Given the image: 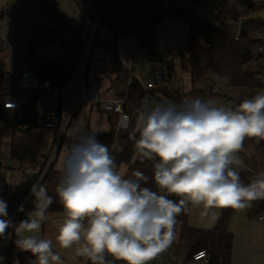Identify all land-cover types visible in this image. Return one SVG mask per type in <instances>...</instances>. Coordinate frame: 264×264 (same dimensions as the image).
Segmentation results:
<instances>
[{"label":"clouds","instance_id":"clouds-1","mask_svg":"<svg viewBox=\"0 0 264 264\" xmlns=\"http://www.w3.org/2000/svg\"><path fill=\"white\" fill-rule=\"evenodd\" d=\"M130 138L141 161H156L157 191L142 186L149 178L141 171L125 178L108 147L83 127H75L61 161L55 191L64 219L55 239L86 262L113 264L106 259L110 256L124 264H151L174 243L177 218L189 206L207 217L214 209L240 211L264 200V172L244 184L233 167L242 166L238 153L247 138L264 140V91L235 107H218L213 98L190 99L180 107L159 104L139 113ZM30 196L35 197L33 215L19 223V232H39L54 203L40 184L32 185ZM6 207L0 200V217H5L0 237L12 227ZM15 243L36 264H65L51 239L28 235Z\"/></svg>","mask_w":264,"mask_h":264},{"label":"trees","instance_id":"trees-1","mask_svg":"<svg viewBox=\"0 0 264 264\" xmlns=\"http://www.w3.org/2000/svg\"><path fill=\"white\" fill-rule=\"evenodd\" d=\"M39 5L46 19L54 20L52 27H47L45 32L40 30L25 44L24 60L39 80H50L56 86H62L71 77L74 68L64 65V60L38 63L34 61L35 50L39 47L53 44L58 34L70 30L65 23L64 17L56 5V0L48 3L44 0H33ZM115 0H74L77 8L81 12L84 24L89 25L94 21L97 12L98 26L106 27L113 35L110 43L98 42L94 39L93 45H100L101 48L111 55V73L114 80L111 88L115 90L117 98H127L128 113L130 115L129 128L117 134L115 124L111 123L110 130L105 133L95 134L97 139L105 144L110 154L112 147L116 145L113 153L117 165V171L121 165H126L125 178H134L135 171L143 172L149 179L142 186L149 187L157 191L154 183V163L153 160L141 161L136 153L134 143L130 134L134 132L139 113L142 109V99L154 98L159 104L174 103L177 107L185 101L194 98L208 99L214 96V84L216 82L227 83L232 88L264 89V82L259 75L264 72V65L258 67H248L250 51L257 45L264 44L257 34L264 32V21L253 23L238 40H235L233 33L227 30L220 19L217 18V25H210L189 8L177 10L169 8L167 10L152 13L145 18L146 8L132 9L130 13L124 14L110 8V4ZM190 2L199 3L196 0ZM173 17L189 25L187 34V44L183 52L170 50L165 56L158 52L154 43V28L163 19ZM139 35L141 46L146 49L152 62L164 64L169 78V86L164 88L145 91L139 81L130 76V71L122 64L118 56L117 41L132 33ZM73 44L72 53L79 57L83 42L78 35L64 40L62 48L65 49ZM190 74L191 89L184 88L183 75ZM20 90L19 75L11 73L0 74V145L7 142L10 148V161L13 163L34 164L39 157L43 141L37 134H31L28 138L19 137L17 127L26 125L32 129L39 127L38 110L36 106L35 92L32 93L30 101L26 102L19 113L9 114L4 108V103L11 97H16ZM256 94H242L241 96H228L231 107H235L244 99L251 98ZM7 136V138H6ZM138 138V132L136 133ZM252 150L253 155L249 158L246 152ZM243 164L251 167L252 172H240L241 181L244 184L250 182L257 173L264 172V140L257 142V138H247L244 141L243 150L238 153ZM60 182V172L52 169L45 179L43 186L48 194L53 196L54 203L50 205L48 213L63 215L64 208L59 202L56 194V187ZM32 183L28 186H16L12 189L11 196L3 200L6 202V219L11 222L12 227H6L4 235L0 237V264H13V253L19 251L16 264H36L35 257L30 252L21 251L15 241L20 239L17 235L19 223L23 221V214L28 209H34L32 200L34 196L25 204L24 201L30 194ZM168 195L167 193H162ZM169 199L177 200L178 197L169 195ZM189 208L182 212L177 218L179 223L176 231L181 239L187 240V245L183 248L186 254V261L189 262L193 253L205 250L208 255L206 264H231L234 235L230 230V222L234 209H221L216 225L212 229H197L188 224ZM264 216V200H257L251 203L248 217L257 219ZM5 217H0L4 220ZM10 236L9 244H4L7 236ZM88 264H91L89 261Z\"/></svg>","mask_w":264,"mask_h":264},{"label":"built area","instance_id":"built-area-1","mask_svg":"<svg viewBox=\"0 0 264 264\" xmlns=\"http://www.w3.org/2000/svg\"><path fill=\"white\" fill-rule=\"evenodd\" d=\"M132 9L146 8L145 18L158 11L167 10L172 7L173 0H124ZM197 2H210L214 5L217 18L223 26L231 31L238 40L241 35L256 21H264L261 15L264 13V0H196ZM4 16V9L0 6V18ZM99 13L90 24V36L86 49L79 59L71 77L62 86L54 85L50 80H39L29 68L24 58H20L23 63V69L19 75V87L27 91L26 99L20 100L11 97L4 103L7 113L19 112L23 105L30 101L32 93L35 92L36 106L38 112L43 114V121L39 127L32 129L30 126L22 125L17 127L18 136L28 138L31 134H37L42 137V151L34 164L13 163L5 158L0 159V198L7 199L10 196V189L15 188L17 184V174L27 178L30 184H40L43 186L45 179L50 171L54 169L58 156L63 146L66 132L74 118L78 107L90 102L106 113L117 116L116 131H126L130 124V115L128 113L127 98H116L114 91L110 90L107 94L100 91L98 82L87 83V68L90 50L95 38L98 26ZM264 32H259L257 37L263 41ZM7 42L0 33V50L7 46ZM264 65V44L253 47L250 51L248 67H258ZM264 82V72L259 75ZM139 81V80H138ZM145 91L164 88L169 83L166 68L157 70L155 82L144 83L139 81ZM227 83L216 82L214 84V96L218 107H231V102L226 92ZM67 99V102H66ZM147 99H142L143 103ZM51 102H55V108L51 107ZM151 105H157L154 98L148 99ZM116 145L112 147V153L116 151ZM247 157L252 153L248 151ZM240 172H252L253 169L242 163L241 167H236ZM4 182V183H2ZM33 196H29L24 201L25 205ZM260 220L264 216L259 217ZM175 240L168 251L161 254L151 263L160 261L161 264H182L186 260V254L183 248L187 245L186 239L179 237L178 231L175 232ZM107 260H112L113 264H124L123 261L114 260L113 257L106 256ZM208 261V255L205 250H199L193 253L189 262L200 263ZM83 264L89 261L82 260Z\"/></svg>","mask_w":264,"mask_h":264},{"label":"rangeland","instance_id":"rangeland-1","mask_svg":"<svg viewBox=\"0 0 264 264\" xmlns=\"http://www.w3.org/2000/svg\"><path fill=\"white\" fill-rule=\"evenodd\" d=\"M44 1L51 3L54 0H44ZM69 2H71V4L74 7H71L72 5L70 6ZM61 3L62 5L69 7L65 10L67 11L69 17L68 18L69 23L74 27H79L80 25H82L83 19L74 0H62ZM0 6L4 9V16L0 18V33L3 35V37L5 38L8 44L5 48L0 50V74L7 72L17 76L21 73L24 67L20 58H23L26 53L25 44L33 36H35L40 30H42V33L45 32L44 27L47 24V21L39 5H37L33 0H0ZM110 7L117 11H121L122 8L128 10V6L124 2V0H116ZM171 8L177 10L189 8L192 12L197 14L199 18H201L208 24L217 25V12L214 5L210 2L194 3V2H190L189 0H173ZM168 18H173V17H168ZM261 18L264 20V13L261 15ZM85 32H86V25L82 29L81 35H83ZM175 33L176 31L173 29V27L167 28L163 30L161 33H158V41L161 44L157 45L156 47L158 52H160L162 55L165 56L170 50L173 49H175L177 52L184 51L183 49L176 48L177 46H173V47L169 46L168 41L171 40V38L173 37V35H175ZM52 45L53 44L49 46L39 47L37 49L39 50L40 48L50 47ZM36 50H35L36 58L37 56H42V58H44L45 54H47L48 58H50L51 56L54 55L56 51L59 50V48L57 46L56 47L52 46L49 49H47V51L43 49V51L37 50L36 52ZM132 53H133V58L130 60V63H132L133 67L136 68V72L139 75L143 76L142 79L145 82H148L149 80L150 81L153 80L155 82L154 79L155 74L151 67L152 60L149 52L143 47H140L138 49L135 48ZM70 60L73 61L72 56L70 57ZM163 66L164 65H161L160 67L165 68V66L164 67ZM131 70H132V66H131ZM166 86L169 85L167 84ZM226 91L229 96H241L242 94H257L261 91H264V89L226 87ZM25 95H27V91L25 89H20L16 98L23 100V98L26 97ZM144 102L148 103L147 100ZM150 109L151 108L148 105H144L142 106L141 111L143 110V112H148L150 111ZM249 151L253 155L252 150ZM2 158L10 160V148L8 145L5 146L0 145V159ZM126 169H127L126 165H121L118 171L124 176ZM17 183L20 186L27 187L29 182L27 178L23 177L20 174H17ZM11 193L12 191H10V196ZM2 199L4 200L5 198ZM34 200L35 197L32 200L33 207H34V203H33ZM33 210L34 209L31 208L28 209L23 214V220L27 219L28 216L33 215L32 213ZM244 210H240V211L235 210L231 219H235L238 216L236 222L239 223L240 217L243 216L242 212ZM201 211H202L201 208L190 206L189 214H188L189 226L197 229H203V228L212 229L217 223L221 209L212 210L207 217H202L200 215ZM239 213L240 215H238ZM47 217H48L47 220L41 222V229L39 232L36 233L21 232L22 237L33 235L37 239H41V238L51 239L53 242V250L61 255L62 259L65 261V264H83L82 260L84 258L75 256V248H70L67 250L61 249L59 245L56 243L55 238L58 233V228L60 224L63 222L64 216L47 213ZM235 229L236 228L234 227V230ZM9 241H10V236L8 235L4 240V244H9ZM17 261H18V253L14 252L12 257V263L16 264ZM155 264H161V262L156 261ZM184 264H192V263L187 262ZM199 264H204V263H199Z\"/></svg>","mask_w":264,"mask_h":264},{"label":"crops","instance_id":"crops-1","mask_svg":"<svg viewBox=\"0 0 264 264\" xmlns=\"http://www.w3.org/2000/svg\"><path fill=\"white\" fill-rule=\"evenodd\" d=\"M61 1L62 0H56V5L58 9L60 10V12L62 13V15H64L63 17H65V23L68 25L70 30L64 31L58 34L57 40L53 43L52 46H55V47L57 46L59 50L56 51L53 56L50 55L51 57L48 58L47 54H45L44 58H42V56H37L36 58L34 54V61L38 63H47L50 61H57L59 59H63L65 66H70L74 68L85 51L86 45L88 43L87 40H89L91 29H90L89 23L84 24V20L82 22V25H80L81 27L80 26L74 27L73 25H71L68 20L69 17H68L67 11H65L69 7L62 5ZM114 2H112L110 6ZM124 2L127 4L128 10L122 8L121 12H123L124 14H128L131 12L132 8L128 5L126 1ZM69 3L71 6L72 5L71 2ZM71 7H74V6L72 5ZM81 17L83 19L82 14H81ZM53 25H54V20L50 19L49 21H47V24L45 25L44 28L46 29L47 27H52ZM85 25H86V32L83 35H81V31ZM170 27H173L176 33L175 35H173L171 40L168 41L169 46L170 47L177 46L176 48L184 49L187 44V34H188L189 25L175 18H165L158 25L155 26L154 28L155 45L157 46L161 44L158 41V33H161L163 30L170 28ZM75 35H78L80 40L83 42L82 50L80 51L78 58H76L75 55L72 53V49L74 47L72 43L65 49H63L61 46L64 40L72 38ZM95 36L97 38V41L102 42V43H110L113 40V35L106 27H100L98 31L96 30ZM93 43H94V40H93ZM93 43H92V47H91L89 59H88L86 82L88 84L91 82H98L100 91L104 95L107 94V92L110 90H113L114 95H115V90L111 88V82L115 78L114 75L111 73V67H112L111 55L106 53L101 48L100 45H93ZM50 47L40 48L39 50L38 49L37 50L43 51V49H45V51H47V49H49ZM140 47L142 46L139 41V35L136 32H132L120 38L117 41V50H118L119 59L122 62V64L130 71V76L144 83L154 82L153 80L151 81L149 80L148 82H145L142 79L143 76L139 75L136 72V68L133 67L132 63H130V60L133 58V53H132L133 50L135 48L138 49ZM71 56L73 58V61L70 60ZM161 65H164V64L152 62L151 67H152V70L154 71V74H156L155 71L157 72V70L159 69H165V68H161L160 67ZM131 66H132V70H131ZM154 79H155V75H154ZM183 79H184V88L186 91H189L191 89L190 74L185 73L183 75ZM25 98H23V100ZM66 102H67V99H66ZM148 103L143 102L142 106L148 105L151 108L150 111L155 106H157V105L154 106ZM50 105L52 108H55L56 106L55 102H51ZM140 112H143V110ZM17 113H9V114H17ZM43 118H44L43 114L41 112H38L39 124L42 123ZM116 121H117L116 115L106 113L103 109H101L100 107L94 104H91L90 102H85L81 104L78 107L74 115V118L66 132L63 146L58 156V159L56 161V164L54 166V170L59 171L61 161L63 157L67 154L68 146L72 142L70 138L74 134L75 127H83L89 133H105L110 130L111 123L115 124V127H116ZM5 145H8L7 142H5L2 146H5ZM10 190L12 191V189ZM0 200H3V199L0 198ZM249 209H250V206L248 207V209L242 212L243 216L240 217L239 223L236 222L237 221L236 219H238V216L235 219H231V222H230V230L232 231L234 235L231 264H264V219L263 220H260L259 218L250 219L248 217V214L250 211ZM240 213L238 215H240ZM62 216H64V214ZM234 227L236 228L235 230H234ZM17 235L19 238H22L21 232L17 231ZM17 253L19 254V251H17ZM0 261H2L1 258H0ZM184 263H187V261L184 260L183 264ZM200 263L206 264L207 261L200 262ZM151 264H155V263H151ZM192 264H199V263H192Z\"/></svg>","mask_w":264,"mask_h":264}]
</instances>
